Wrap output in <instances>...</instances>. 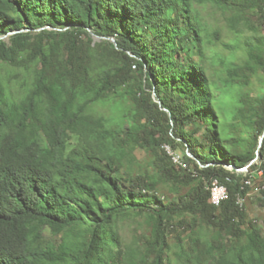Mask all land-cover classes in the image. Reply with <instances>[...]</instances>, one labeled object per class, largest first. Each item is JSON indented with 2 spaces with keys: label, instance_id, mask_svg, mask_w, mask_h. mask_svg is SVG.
I'll return each instance as SVG.
<instances>
[{
  "label": "trees",
  "instance_id": "16d2710c",
  "mask_svg": "<svg viewBox=\"0 0 264 264\" xmlns=\"http://www.w3.org/2000/svg\"><path fill=\"white\" fill-rule=\"evenodd\" d=\"M251 19L264 26V0H0V264H264V217L236 200L261 172L264 202ZM135 149L150 169L134 171ZM133 215L149 234L125 240Z\"/></svg>",
  "mask_w": 264,
  "mask_h": 264
},
{
  "label": "rangeland",
  "instance_id": "374dc122",
  "mask_svg": "<svg viewBox=\"0 0 264 264\" xmlns=\"http://www.w3.org/2000/svg\"><path fill=\"white\" fill-rule=\"evenodd\" d=\"M200 12L202 14V17L204 21L209 25L212 26L213 28H217L223 32V34H226V26H225V21L223 14L221 11L211 7V6H205L199 8ZM253 23L250 26H246L244 28V33L246 36H251L254 32H260L261 34H264V26H257L254 25L255 21L251 19ZM256 29V31L254 30ZM264 75L263 71L259 70L257 74L251 79V85H250V92L252 94H259L263 87H264ZM263 80V81H262ZM180 153L183 152L181 148L178 149ZM136 163L134 165V171L135 172H141V171H146V169H150V155L146 153L145 151L141 149H135L133 152ZM201 166V165H200ZM230 167V166H227ZM226 167V168H227ZM261 172H255L253 173V186L250 188L244 198V207L247 212L248 217L250 218H257L261 219L264 217V202H261L259 199V193L256 192V187H254V184H258L262 180V176L260 175ZM255 176V178H254ZM158 193L161 197H163L164 200L167 198L173 197L174 192H171V186L167 185L166 183H160L158 184ZM255 189V190H254ZM187 189H181V193H184ZM117 225L120 231L121 236L125 240H130L133 237H138L141 236L142 234H149L150 226L147 223L146 216L144 215H133L128 218L118 220ZM174 232H169V241L173 242L174 241ZM68 237V235L66 234Z\"/></svg>",
  "mask_w": 264,
  "mask_h": 264
},
{
  "label": "built area",
  "instance_id": "2783aa9c",
  "mask_svg": "<svg viewBox=\"0 0 264 264\" xmlns=\"http://www.w3.org/2000/svg\"><path fill=\"white\" fill-rule=\"evenodd\" d=\"M166 145V144H164ZM167 152L172 160V162L182 168H187L186 161L183 159V157L176 151H173L168 145H167ZM209 191V199H214L216 197H224V200L228 198V191H225L221 188V182L214 178L210 181L207 187ZM239 196H237L236 200H239Z\"/></svg>",
  "mask_w": 264,
  "mask_h": 264
},
{
  "label": "bare ground",
  "instance_id": "6f19581e",
  "mask_svg": "<svg viewBox=\"0 0 264 264\" xmlns=\"http://www.w3.org/2000/svg\"><path fill=\"white\" fill-rule=\"evenodd\" d=\"M163 148L164 150L167 152V145H163ZM168 154V152H167ZM169 155V154H168ZM227 168H231V167H227ZM236 171H240V172H243V171H246V167L244 168H240V169H236ZM237 172V173H238ZM245 183L247 185H252L253 181L251 179H246ZM221 188L224 189L225 191H228L227 190V186L221 182ZM259 187L256 188V190H258ZM240 197V195H239ZM211 203L214 204L215 206H218L222 201H224V197H216L214 199H210ZM244 202V198L240 197L239 200H237V203L241 206Z\"/></svg>",
  "mask_w": 264,
  "mask_h": 264
},
{
  "label": "water",
  "instance_id": "95a60500",
  "mask_svg": "<svg viewBox=\"0 0 264 264\" xmlns=\"http://www.w3.org/2000/svg\"><path fill=\"white\" fill-rule=\"evenodd\" d=\"M92 37H93V41L100 39V37L97 36V35H92ZM2 38H5V37H2ZM111 40H113V39H111ZM187 154H188L189 156H191L189 152H187ZM191 157H192V156H191Z\"/></svg>",
  "mask_w": 264,
  "mask_h": 264
}]
</instances>
